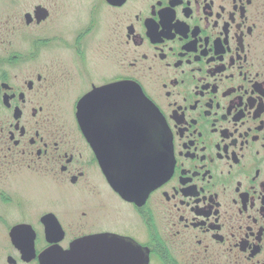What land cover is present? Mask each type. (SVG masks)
I'll return each mask as SVG.
<instances>
[{"label": "flooded vegetation", "instance_id": "1", "mask_svg": "<svg viewBox=\"0 0 264 264\" xmlns=\"http://www.w3.org/2000/svg\"><path fill=\"white\" fill-rule=\"evenodd\" d=\"M84 2L69 51L60 4L0 0V264L95 234L264 264V0Z\"/></svg>", "mask_w": 264, "mask_h": 264}, {"label": "water", "instance_id": "2", "mask_svg": "<svg viewBox=\"0 0 264 264\" xmlns=\"http://www.w3.org/2000/svg\"><path fill=\"white\" fill-rule=\"evenodd\" d=\"M38 20L47 16L46 8L38 5L35 8ZM105 89L92 92L87 96L96 98L98 92L103 93ZM139 99L142 94L138 89H129ZM111 92L113 89L110 90ZM120 91H123L121 88ZM85 98V102L87 103ZM139 105V102H137ZM154 123L157 122L153 112ZM78 120L84 130V100L78 105ZM127 239V238H126ZM113 234H95L76 241L70 249L57 248V264H149V251L142 248L134 241L126 240ZM50 264V263H46Z\"/></svg>", "mask_w": 264, "mask_h": 264}, {"label": "rangeland", "instance_id": "3", "mask_svg": "<svg viewBox=\"0 0 264 264\" xmlns=\"http://www.w3.org/2000/svg\"><path fill=\"white\" fill-rule=\"evenodd\" d=\"M10 2H22L24 4V11L30 9L33 5L42 3L46 6L51 4H60L58 10H56V21H69V33L63 37L61 46L65 50L72 51L74 50L79 38V31L81 21H88L91 17V12L87 8V3L84 0H9ZM57 7V6H56ZM33 8L31 9V11ZM65 38V39H64ZM53 46V45H52ZM52 48V47H48ZM69 206L77 211L80 210L78 205H70ZM122 210V209H121ZM123 213V210H122ZM154 264H161L158 261H154Z\"/></svg>", "mask_w": 264, "mask_h": 264}]
</instances>
